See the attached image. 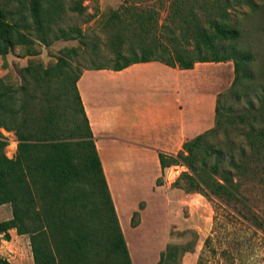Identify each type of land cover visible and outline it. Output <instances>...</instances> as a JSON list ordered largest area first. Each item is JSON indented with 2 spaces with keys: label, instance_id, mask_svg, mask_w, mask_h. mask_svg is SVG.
I'll return each instance as SVG.
<instances>
[{
  "label": "trees",
  "instance_id": "trees-1",
  "mask_svg": "<svg viewBox=\"0 0 264 264\" xmlns=\"http://www.w3.org/2000/svg\"><path fill=\"white\" fill-rule=\"evenodd\" d=\"M129 1L121 0L125 16L145 32L160 26L167 43L141 45L140 56H124L117 47L112 65L86 68L120 70L134 62L159 60L188 69L198 61L231 60L234 78L218 96L214 126L184 141L176 155L159 153V163L162 174L171 165L185 166L172 186L216 199L254 227L264 228L242 193L243 178L264 182V176L257 177L264 174V89L246 98V109L238 113L220 103L226 92L235 99L242 90L249 92L243 79L253 78L251 44L245 43L244 51L233 44L242 39L244 28L232 20V11L242 15L246 7L252 15L262 11L259 16L264 17V5L257 0H169L161 25L151 26L153 13L134 10ZM68 8L77 13L87 9L83 0H73ZM64 11V0H0L4 64L15 46H26L35 55L34 43L49 46L82 36L78 27L58 26ZM259 29L264 30V23ZM77 56V47H63L52 63L30 60L20 68L18 85L0 77V205L11 207V216L0 220V235L9 239V230L15 229L28 236L33 264H132L78 92L82 68L73 64ZM1 129L15 135L11 157L5 153ZM156 184H162L160 178ZM138 216L135 211L132 225ZM186 251L167 244L157 264H180ZM0 264L12 263L0 256Z\"/></svg>",
  "mask_w": 264,
  "mask_h": 264
},
{
  "label": "rangeland",
  "instance_id": "rangeland-1",
  "mask_svg": "<svg viewBox=\"0 0 264 264\" xmlns=\"http://www.w3.org/2000/svg\"><path fill=\"white\" fill-rule=\"evenodd\" d=\"M72 1L64 0L65 11L58 26L78 27L82 36L58 39L49 46L34 43L31 49L37 51L35 55H29L26 46H15L6 55L5 64L0 58V77L18 85L21 83V67L30 60L52 63L63 47H77L78 56L74 58L73 64L84 69L99 64L112 65L117 47L124 56H140L141 45L144 47L152 42L167 43V34L160 26H157L156 30L145 32L134 18L125 16L124 3L121 0H83V5L87 8L84 13L70 10L68 6ZM257 1L264 5V0ZM129 3H132L134 10L146 9L152 12L154 17L149 21L152 26L156 22L159 25L163 22L169 0H130ZM241 11H244L242 15L232 11V20H238L244 28L242 39L233 44L236 49L244 51L248 48L245 43H250L255 59L249 65L253 78L243 79L244 87L247 84L249 92L244 94L245 91L242 90L237 99L226 92L220 99L223 106L232 105V113L246 109L245 99L253 92L264 89V30L259 29L260 23H264V17L259 16L262 11H257L255 15L248 13L246 7ZM120 17H125L123 23L119 21ZM119 39L123 41L121 48L117 42ZM222 46L227 47L225 44ZM156 55L164 54L156 51ZM1 131L7 141L5 153L11 157L16 150L15 135L4 129ZM164 174L163 172L160 179L165 183ZM263 176L261 172L257 175L258 178ZM242 183L243 198L251 213H254L264 226V182L243 178ZM180 193L181 196L175 199L169 196L171 202L166 213L164 201L156 202L154 197H150V209L143 227L131 233L135 245V261L139 264H157L160 251L167 244H176L188 249L180 264H264V228L254 227L235 212L227 210L216 199L212 202L199 193ZM174 203H178L175 208ZM158 207L159 210L156 209ZM10 216V205H1L0 220ZM207 237H211V240L205 243ZM0 256L12 264H33L28 236L12 232L10 238L5 239L0 235ZM184 256L187 259H184Z\"/></svg>",
  "mask_w": 264,
  "mask_h": 264
},
{
  "label": "crops",
  "instance_id": "crops-1",
  "mask_svg": "<svg viewBox=\"0 0 264 264\" xmlns=\"http://www.w3.org/2000/svg\"><path fill=\"white\" fill-rule=\"evenodd\" d=\"M233 78L231 60L198 61L188 69L159 60L120 70L82 69L78 92L132 264L139 262L131 233L143 227L150 197L164 201L166 213L169 196L183 192L169 181L156 184L162 175L159 153L176 155L184 141L214 126L218 96Z\"/></svg>",
  "mask_w": 264,
  "mask_h": 264
},
{
  "label": "built area",
  "instance_id": "built-area-1",
  "mask_svg": "<svg viewBox=\"0 0 264 264\" xmlns=\"http://www.w3.org/2000/svg\"><path fill=\"white\" fill-rule=\"evenodd\" d=\"M182 170H186L182 164H175L167 167L164 171V178L166 181L174 182Z\"/></svg>",
  "mask_w": 264,
  "mask_h": 264
},
{
  "label": "bare ground",
  "instance_id": "bare-ground-1",
  "mask_svg": "<svg viewBox=\"0 0 264 264\" xmlns=\"http://www.w3.org/2000/svg\"><path fill=\"white\" fill-rule=\"evenodd\" d=\"M152 236V235H151ZM156 237V236H155ZM146 239H148V238H146ZM158 239V238H157ZM143 240V239H142ZM149 246H151V244L149 245ZM150 249V248H149ZM134 252H135V250H134ZM139 264V263H138Z\"/></svg>",
  "mask_w": 264,
  "mask_h": 264
}]
</instances>
